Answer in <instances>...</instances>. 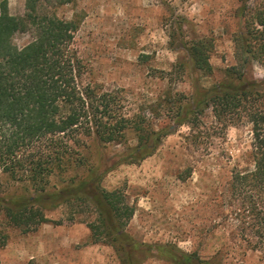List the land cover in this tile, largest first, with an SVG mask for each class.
I'll return each mask as SVG.
<instances>
[{
  "label": "trees",
  "instance_id": "trees-1",
  "mask_svg": "<svg viewBox=\"0 0 264 264\" xmlns=\"http://www.w3.org/2000/svg\"><path fill=\"white\" fill-rule=\"evenodd\" d=\"M237 1L234 63L223 77L215 79L210 62L213 39L188 41L182 46L186 61L159 75L169 89L130 111L123 90L109 91L85 80L88 64L74 48L80 21L44 10L73 0H26L23 16L12 15L9 0H0V175L24 184L20 192L0 190L7 224L23 233L51 222L59 225L63 222L52 221L46 212L69 206L71 221L84 213L94 217L84 222L91 243L111 246L121 264H143L150 257L170 264H222L221 249L209 257L136 241L126 231L134 204L121 189L107 190L103 184L118 166L140 164L186 126L189 147L204 156L219 147L229 168V183L218 196L219 226L232 227L240 246L264 259V79L254 74L255 64L264 69V0ZM22 34L32 39L19 46L16 37ZM177 72L181 81L190 80V95L170 88ZM207 110L211 123L205 121ZM231 126H250L249 160L235 159L221 148ZM92 142L100 150L109 144L124 149L112 162H103L104 155L96 161L90 156ZM192 174L189 167L177 178L186 181ZM52 179L57 180L53 186ZM7 240L0 229V249Z\"/></svg>",
  "mask_w": 264,
  "mask_h": 264
},
{
  "label": "rangeland",
  "instance_id": "rangeland-1",
  "mask_svg": "<svg viewBox=\"0 0 264 264\" xmlns=\"http://www.w3.org/2000/svg\"><path fill=\"white\" fill-rule=\"evenodd\" d=\"M9 11L23 16L26 0H9ZM237 0H73L65 5H46L44 10L58 17L80 21L74 48L88 64L87 79L107 90H123L128 108L134 111L144 99H157L169 89L159 75L175 70L179 60L186 61L184 43L202 37L215 42L210 62L215 79L234 63L232 35L239 27L235 11ZM32 39L30 34L16 37L19 46ZM254 74L264 79V69L254 65ZM173 90L191 94L190 80L173 76ZM209 82H211L209 80ZM211 123L213 115L205 113ZM166 123V121H165ZM171 123V122H169ZM168 124V123H167ZM186 126L172 132L156 153L138 165H120L104 179L107 190L121 189L135 206L126 231L138 242L162 244L201 255L223 254L222 264H264L260 253L246 250L232 235V227L221 224L219 195L230 180L220 148L204 156L185 141ZM250 126H231L222 141L226 153L249 160ZM129 144L136 139L129 136ZM118 144L100 150L91 143L90 156L112 162L123 151ZM227 159V158H225ZM191 167L192 176L181 181L177 175ZM52 186L57 183L52 179ZM24 184L0 175L4 194L20 192ZM71 207L61 206L46 214L53 222L36 231L23 233L9 226L0 210V229L8 235L0 249V264H121L111 246L93 244L86 223L90 213L69 220ZM143 264H170L158 257L145 258Z\"/></svg>",
  "mask_w": 264,
  "mask_h": 264
}]
</instances>
